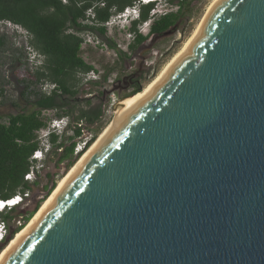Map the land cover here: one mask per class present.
Masks as SVG:
<instances>
[{
    "label": "water",
    "instance_id": "obj_1",
    "mask_svg": "<svg viewBox=\"0 0 264 264\" xmlns=\"http://www.w3.org/2000/svg\"><path fill=\"white\" fill-rule=\"evenodd\" d=\"M0 264H264V0L215 2Z\"/></svg>",
    "mask_w": 264,
    "mask_h": 264
},
{
    "label": "rangeland",
    "instance_id": "obj_2",
    "mask_svg": "<svg viewBox=\"0 0 264 264\" xmlns=\"http://www.w3.org/2000/svg\"><path fill=\"white\" fill-rule=\"evenodd\" d=\"M212 1L186 0L182 3L178 0L168 3V0H161L153 10L156 14L154 19H158L163 14H175L178 16L177 23L166 33L148 39L133 49H130V46L133 43L134 34L130 29L134 26L122 20L117 21L115 17L104 25L103 35L97 31L79 34L84 39L81 58L93 67L94 73L77 75V81L74 83L77 93L73 98L68 99V105L64 109V111H70L69 116L57 118L55 110L42 112V117L48 124L46 128L37 133V138L39 146L40 143L46 144V150L45 148L42 150L41 160L34 161L37 172L31 175L29 181L31 189L27 191L28 197L17 207L0 214V220L1 215L4 214L11 217L10 220L4 222L7 235L4 240L0 241V253L15 237V230L20 226L24 229L31 222L51 197L58 184L82 156L76 160L77 154L74 151L72 158L59 162L63 149L52 148L51 136H57L58 142H61L64 138L73 135L74 127H79L81 134L74 139L75 149L78 146L82 147L85 142L94 137L93 143L112 121L115 105L110 109V99L113 98L117 104L131 92L133 85L128 86L123 83V78L127 76L137 81L136 84L141 87L140 91H142L191 36ZM179 5L180 8H178ZM154 19L150 18L145 24L141 23L137 26L136 34L146 36ZM3 22L6 23L0 26V36L3 37V45L0 48V118L2 122H6L9 116L29 114L37 110L35 93L47 94L55 86L49 83H35L34 72L42 63L41 57L29 46L28 35L21 27L8 21ZM84 23L94 24L91 20ZM103 78L106 79L103 80ZM97 108L100 109L101 116L96 123L87 125L85 121L76 122L75 119L81 111ZM59 113L62 114L61 111ZM69 144L70 141L65 143L66 146ZM53 184L55 187L48 194ZM38 204V210L29 221L24 223L26 214L32 213ZM12 234L13 238L3 245V242Z\"/></svg>",
    "mask_w": 264,
    "mask_h": 264
},
{
    "label": "trees",
    "instance_id": "obj_3",
    "mask_svg": "<svg viewBox=\"0 0 264 264\" xmlns=\"http://www.w3.org/2000/svg\"><path fill=\"white\" fill-rule=\"evenodd\" d=\"M66 1L67 3L63 4L60 0H0V23L8 21L21 27L28 35L29 46L42 59L41 65L34 72L35 83H49L55 86L47 94L35 93L37 110L29 114L9 116L6 122H2L0 118V200H9L31 189L30 183L24 179V176L30 172V167L34 163L31 161L32 154L40 148L37 133L46 128L48 124L42 117V112L55 110L57 118L69 116L70 111H64V109L68 105V99L73 98L77 93L74 89L77 75L88 74L93 70V67L81 58L84 39L79 34L97 31L103 35L104 25L112 16L132 5L130 0ZM173 1L178 0H169L168 3ZM183 1L186 0H181L182 3ZM153 7L154 4L141 8L139 23H145L149 19V13ZM89 8H93L94 11L93 25L84 23L88 21L86 11ZM177 20L178 16L175 14H164L154 19L150 34L166 33L177 23ZM133 25L132 31H135L136 24ZM2 38L0 36V48L3 45ZM147 39L148 36L136 34L135 42L130 49ZM140 88L138 85L132 89L127 97L140 92ZM100 116L101 111L97 108L81 111L75 120L76 122L85 121L87 125H92L100 119ZM80 131L79 127H74L73 135L64 138L61 142H58L57 136H51L52 148L63 149L59 162L74 156L76 145L74 139L80 136ZM93 138L85 142L84 151L76 153L78 157L91 145ZM67 141H70L68 146L65 145ZM54 187L53 184L48 194L53 191ZM39 204L32 213L26 214L24 223L31 219L38 210ZM10 219L8 214L1 215L3 222ZM22 228L23 226L17 228L14 235ZM8 238L11 240L13 234Z\"/></svg>",
    "mask_w": 264,
    "mask_h": 264
},
{
    "label": "bare ground",
    "instance_id": "obj_4",
    "mask_svg": "<svg viewBox=\"0 0 264 264\" xmlns=\"http://www.w3.org/2000/svg\"><path fill=\"white\" fill-rule=\"evenodd\" d=\"M218 0H213L211 2V4L209 5L204 17L202 18V20L200 21V23L198 24V26L195 28V30L192 32L191 36L184 42V44L182 45V47L180 48V50L168 61V63L164 66V68L157 74V76L152 79L143 89L142 91L138 92L137 94H135L134 96H129L124 98L123 100H121L120 102H118L113 109V118L112 121L104 128V130L102 131V133L100 134V136H98V138L92 143V145L82 154V156L80 157V159L78 160V162L76 163V165L81 161V159L87 155L97 144L98 142L102 139V137L105 135V133L108 131V129L111 127V125L130 107L132 106L136 101L140 100L141 98L145 97L151 90L152 88L161 80V78L165 75V73L168 71V69L170 68V66L172 65V63L175 61V59L177 58V56L180 54V52L187 46V44L193 39V37L197 34L198 30L200 29L210 7L217 2ZM151 4H155V3H151ZM149 4V5H151ZM126 10V9H125ZM141 14V13H140ZM117 14H115L112 17L116 18ZM45 156V155H44ZM75 165V166H76ZM74 166V167H75ZM73 170V169H72ZM71 170V171H72ZM70 171V172H71ZM69 172V173H70ZM68 173V174H69ZM65 179V178H64ZM63 179V180H64ZM62 180V181H63ZM61 181V182H62ZM61 182L58 184V186L61 184ZM57 186V188H58ZM56 188V189H57ZM55 189V190H56ZM54 190V191H55ZM54 193V192H53ZM52 193V194H53ZM44 206V205H43ZM39 212V211H38ZM26 228V227H25ZM24 228V229H25ZM20 230L19 232H17L15 234V237L10 241V244L7 248H5L1 253H0V257L5 253V251L11 246V244L16 240V238L21 234V232L24 230Z\"/></svg>",
    "mask_w": 264,
    "mask_h": 264
},
{
    "label": "built area",
    "instance_id": "obj_5",
    "mask_svg": "<svg viewBox=\"0 0 264 264\" xmlns=\"http://www.w3.org/2000/svg\"><path fill=\"white\" fill-rule=\"evenodd\" d=\"M63 4H66L67 3V1L66 0H60ZM100 6H103V4H100ZM121 16L123 17V16H126V15H128V12H127V10H123L122 12H121ZM86 18H88V21L87 22H89L90 20L92 21L93 19H94V11H93V8H89L87 11H86ZM116 18H120V16L118 17V14H117V17ZM94 21H92V23H93ZM3 23H6V22H1L0 23V26L1 25H4ZM107 24V23H106ZM105 24V25H106ZM91 74H93V73H91ZM116 103V101L113 99V98H111L110 99V102H109V106H110V109H111V107H113L114 105H116L115 104ZM45 146H46V144L45 143H40V148L37 150V151H35L33 154H32V156H31V161H39V160H41L42 159V157H43V149L45 148ZM85 147V143L83 144V146L81 147V146H78V148H76V149H74V151H75V153H79L83 148ZM44 150H46V148L44 149ZM36 166L34 165V163L31 165V167H30V172L28 173V174H26L25 176H24V179L26 180V181H30V179H31V175L33 174V173H35V172H37V168H35ZM28 197V194H27V192H25V193H23V194H17V195H15L14 197H12L11 199H9V200H6V201H4V200H0V214L2 213V212H4V211H7V210H11L12 208H15V207H17L18 205H20L26 198ZM6 231H7V227H6V224L3 222V221H1L0 220V241L3 239H5L6 238V235H7V233H6Z\"/></svg>",
    "mask_w": 264,
    "mask_h": 264
},
{
    "label": "clouds",
    "instance_id": "obj_6",
    "mask_svg": "<svg viewBox=\"0 0 264 264\" xmlns=\"http://www.w3.org/2000/svg\"><path fill=\"white\" fill-rule=\"evenodd\" d=\"M130 1L132 2V5L126 8L128 15L122 17L121 16L122 14L120 12V13H117L118 17L120 16V18H116V19H117V21L122 20L125 23H129V24H131V26H134L133 24L135 23L136 24L135 28H137V26H139L141 24V23H139L140 13H141L140 10L143 6H146L147 3L142 2V1H133V0H130ZM150 1H152V0H150ZM158 2L160 3L161 0H156V3L154 4L153 9L149 13V19L155 17L154 15H156V14L153 13L154 12L153 10H154V8H156L158 6V4H159ZM163 15H160V16H163ZM145 23H143V24H145ZM92 73H94V72H92Z\"/></svg>",
    "mask_w": 264,
    "mask_h": 264
},
{
    "label": "flooded vegetation",
    "instance_id": "obj_7",
    "mask_svg": "<svg viewBox=\"0 0 264 264\" xmlns=\"http://www.w3.org/2000/svg\"><path fill=\"white\" fill-rule=\"evenodd\" d=\"M132 30H133V29H130L131 33L134 34V37H133V43H132V44H134L135 39H136V33H137V31H136V30H135V31H132ZM146 36H148V39H151V38L156 37V36H159V35H157V34H150V29H149L148 34H147ZM148 39H147V40H148ZM147 40H146V41H147ZM141 44H142V43H141ZM92 72H94V71L92 70L91 73H92ZM84 75H85V74H84ZM122 82L125 83V84H127L128 86L133 85L134 88H135V87H138V84H136L137 81H134L131 77H127V76H125V78H123ZM133 87H132V89H134ZM132 89H131V91H132Z\"/></svg>",
    "mask_w": 264,
    "mask_h": 264
}]
</instances>
